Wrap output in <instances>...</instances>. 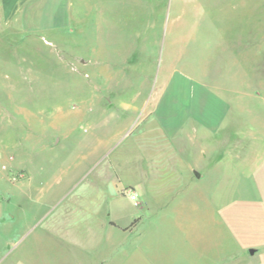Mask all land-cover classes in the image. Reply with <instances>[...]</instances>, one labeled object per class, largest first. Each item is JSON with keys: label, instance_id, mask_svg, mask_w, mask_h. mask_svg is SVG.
Segmentation results:
<instances>
[{"label": "rangeland", "instance_id": "374dc122", "mask_svg": "<svg viewBox=\"0 0 264 264\" xmlns=\"http://www.w3.org/2000/svg\"><path fill=\"white\" fill-rule=\"evenodd\" d=\"M262 154L264 0L0 19V264H255L219 210Z\"/></svg>", "mask_w": 264, "mask_h": 264}, {"label": "crops", "instance_id": "0c3cea01", "mask_svg": "<svg viewBox=\"0 0 264 264\" xmlns=\"http://www.w3.org/2000/svg\"><path fill=\"white\" fill-rule=\"evenodd\" d=\"M25 1L0 0V19L9 21ZM245 210L247 218L250 216L248 222L242 215ZM219 211L221 228L230 234L238 251L247 258H255V264H264V154L251 169V188L247 186L245 192L224 203Z\"/></svg>", "mask_w": 264, "mask_h": 264}, {"label": "water", "instance_id": "95a60500", "mask_svg": "<svg viewBox=\"0 0 264 264\" xmlns=\"http://www.w3.org/2000/svg\"><path fill=\"white\" fill-rule=\"evenodd\" d=\"M195 176H196V177H199V174H198V173H195ZM250 252H251V251H250ZM251 253H252V252H251Z\"/></svg>", "mask_w": 264, "mask_h": 264}]
</instances>
